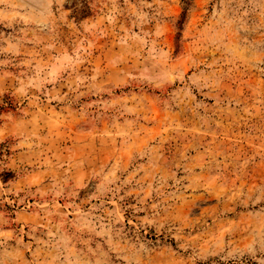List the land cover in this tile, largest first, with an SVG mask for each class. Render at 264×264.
Listing matches in <instances>:
<instances>
[{"label":"rangeland","instance_id":"1","mask_svg":"<svg viewBox=\"0 0 264 264\" xmlns=\"http://www.w3.org/2000/svg\"><path fill=\"white\" fill-rule=\"evenodd\" d=\"M0 264H264V0H0Z\"/></svg>","mask_w":264,"mask_h":264}]
</instances>
